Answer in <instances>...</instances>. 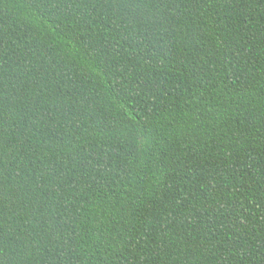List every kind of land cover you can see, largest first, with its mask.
Wrapping results in <instances>:
<instances>
[{
	"label": "trees",
	"instance_id": "trees-1",
	"mask_svg": "<svg viewBox=\"0 0 264 264\" xmlns=\"http://www.w3.org/2000/svg\"><path fill=\"white\" fill-rule=\"evenodd\" d=\"M0 264H264V0H0Z\"/></svg>",
	"mask_w": 264,
	"mask_h": 264
}]
</instances>
